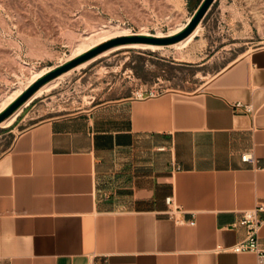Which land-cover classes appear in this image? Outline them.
<instances>
[{
  "label": "crops",
  "instance_id": "crops-1",
  "mask_svg": "<svg viewBox=\"0 0 264 264\" xmlns=\"http://www.w3.org/2000/svg\"><path fill=\"white\" fill-rule=\"evenodd\" d=\"M256 1L215 0L203 20ZM164 81L139 86L158 87L155 97L136 88L34 122L17 115L24 127L0 153V264H260L216 247L243 239L242 212L264 203V46L198 89Z\"/></svg>",
  "mask_w": 264,
  "mask_h": 264
},
{
  "label": "rangeland",
  "instance_id": "rangeland-1",
  "mask_svg": "<svg viewBox=\"0 0 264 264\" xmlns=\"http://www.w3.org/2000/svg\"><path fill=\"white\" fill-rule=\"evenodd\" d=\"M193 6L194 0H0V114L36 82H31L36 72L46 69L45 76L89 51L85 49L96 44L100 29L120 25L130 35L180 32L190 21ZM201 23L205 25L199 35L185 47L175 43L158 50L120 47L96 54L87 66L73 67L55 88L25 105L19 117L34 122L89 108L130 95L161 76L167 86L195 90L237 58L264 46V0L240 13L214 6ZM223 38L228 41L220 43ZM81 45L86 46L83 52H76ZM172 55L184 65L163 60ZM16 91L21 94L11 98ZM23 127H0V153Z\"/></svg>",
  "mask_w": 264,
  "mask_h": 264
},
{
  "label": "water",
  "instance_id": "water-1",
  "mask_svg": "<svg viewBox=\"0 0 264 264\" xmlns=\"http://www.w3.org/2000/svg\"><path fill=\"white\" fill-rule=\"evenodd\" d=\"M215 0H204L198 10L196 11L194 17L190 19L188 25L180 32L167 36H157V35H142V34H132V35H122L109 39L108 41L98 45L97 47L87 51L86 53L80 55L77 58L51 70L45 76L37 80L33 85H31L16 101H14L4 112L0 114V122L10 116L17 108H19L36 90L43 86L46 82L59 76L60 74L72 69L73 67L79 65L80 63L90 59L96 54L111 48L119 44L127 43H151L157 45H169L174 44L180 40H183L189 36L198 26L199 22L206 15L209 7Z\"/></svg>",
  "mask_w": 264,
  "mask_h": 264
},
{
  "label": "built area",
  "instance_id": "built-area-1",
  "mask_svg": "<svg viewBox=\"0 0 264 264\" xmlns=\"http://www.w3.org/2000/svg\"><path fill=\"white\" fill-rule=\"evenodd\" d=\"M203 1L204 0H202V2ZM198 8L196 9V11L198 10ZM196 11H194V13L192 14V17L196 13ZM188 22L185 24L184 28L187 26ZM160 93L161 91L158 87H152V88L139 87L133 92V96L138 99H145L149 97L158 96ZM234 106L236 108H243L245 111L252 110L251 107L245 106L240 102L235 103ZM242 160L254 162L255 160L254 154L252 152H245L242 155ZM166 203L169 206V213L173 214L175 212L174 209L172 208L174 206L173 197L171 196L167 197ZM262 213H264V203L263 202H258L253 208L243 211L237 224L242 225L246 228L247 230L246 236L229 247L218 245L216 247V251L234 252V253L253 252V253H256L259 263L264 264V246L262 245L260 241V230L264 223V217H262L261 215ZM175 218L178 222H184V219L182 218H178L177 216ZM191 223H194V222H191Z\"/></svg>",
  "mask_w": 264,
  "mask_h": 264
},
{
  "label": "bare ground",
  "instance_id": "bare-ground-1",
  "mask_svg": "<svg viewBox=\"0 0 264 264\" xmlns=\"http://www.w3.org/2000/svg\"><path fill=\"white\" fill-rule=\"evenodd\" d=\"M181 30V29H180ZM172 31V30H171ZM198 31V27L189 35L187 36L186 38H184L183 40H180L178 42L175 43V45L177 47H182V46H185L187 44H189L193 38V36L197 33ZM100 37L98 36L97 39L94 41V43H96L95 45L91 46V47H88L85 49V51L87 50H90L92 48H94L95 46L97 45H100L106 41H108L109 39H112L114 37H118V36H122V35H130V31L129 29H126V28H123V27H120V25H117V26H112V25H108L106 28H102L100 29ZM178 31L176 30H173L171 34H159L157 36H167V35H172V34H176L178 33ZM84 45V44H83ZM81 45L79 47L78 50H75L76 52L79 51V50H82L80 52H83V48H85L86 46H83ZM90 46V45H88ZM120 47H133V48H141V49H151V50H156V49H161L163 46L162 45H157V44H151V43H127V44H121L119 46H115V47H112L110 49H107L105 50L102 54H107L108 52L110 51H113L115 49H118ZM74 54V53H73ZM77 54V53H76ZM71 57V56H70ZM75 57V56H73ZM72 57V58H73ZM70 59V58H69ZM93 59H90V60H86L82 63H80L79 65H77L76 67H74L73 69H76V68H82V67H85L87 66L91 61H93ZM71 69V70H73ZM48 70V69H47ZM71 70H68L62 74H60L59 76L51 79L50 81L46 82L43 86H41L38 90H36L24 103L23 105L17 109L15 112H13L10 116H8L6 119H4L2 122H0V127H5V126H10L13 124V122L15 121L17 115L21 112L22 108L25 106V105H28L29 103H31L33 100H35L36 98L42 96L45 92H48V91H51L53 88H55L60 80L63 78V76L68 73L71 72ZM46 69H42L38 72H36L33 76H32V83L37 81L40 77H42L45 73H46ZM70 75V74H69ZM30 83V81H29ZM30 83V85L32 84ZM25 88V87H24ZM12 93V92H11ZM21 94L20 91H16L14 92L10 97L11 98H16L18 97L19 95ZM8 101L10 100V98H7ZM15 100V99H14ZM7 101V102H8ZM6 103V102H5ZM3 104V102H2ZM1 112V111H0Z\"/></svg>",
  "mask_w": 264,
  "mask_h": 264
}]
</instances>
